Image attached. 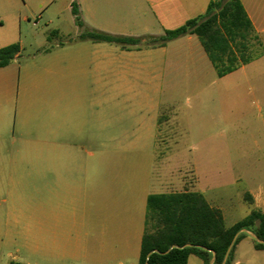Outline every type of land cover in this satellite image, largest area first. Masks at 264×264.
<instances>
[{
  "label": "rangeland",
  "instance_id": "1",
  "mask_svg": "<svg viewBox=\"0 0 264 264\" xmlns=\"http://www.w3.org/2000/svg\"><path fill=\"white\" fill-rule=\"evenodd\" d=\"M78 1L0 0V48L17 43L19 63L55 46L66 64L76 57L72 148L62 158L33 149L30 161L0 160V264H135L131 233L148 195L200 192L229 210L228 226L251 210L243 194L264 174V57L219 79L193 37L202 64H111L117 46L80 39L70 11ZM125 14L96 7L92 24ZM188 51L175 56L189 60ZM245 54L264 56V33L252 34ZM14 151L8 140L0 150Z\"/></svg>",
  "mask_w": 264,
  "mask_h": 264
},
{
  "label": "crops",
  "instance_id": "2",
  "mask_svg": "<svg viewBox=\"0 0 264 264\" xmlns=\"http://www.w3.org/2000/svg\"><path fill=\"white\" fill-rule=\"evenodd\" d=\"M209 2L210 0H79L77 9L84 27L89 30L114 36L142 38L162 36L166 30H173L183 25L187 20L202 15ZM240 2L251 21L254 32L256 34L264 33V8L255 6L253 0H240ZM96 7L101 11L103 9L105 14L118 11L126 12V14L125 17L120 15L116 21L106 20L103 25H100L101 27H94L92 21H95L94 10ZM193 37L195 36L186 35L166 43L163 47H144L140 43L129 47L110 44L117 48H111L112 51L107 60L111 64H202L204 58L200 50H198V56L201 63L192 57ZM199 46L201 47L200 43ZM55 49H58V46H55ZM55 49H45L38 54L40 60H37V56L33 55L26 63L17 61L20 57L19 51L8 66L0 68V119L5 121L4 129H6L4 132L0 130V150L6 140L16 150L14 153L3 154L0 152V160L18 157L25 162L27 159L30 161L33 149L53 152L57 158H62L66 146L72 148L65 142L66 101L76 102L74 89L76 79H74V73L70 67L71 64L76 66V57L68 59L71 64H66L65 56ZM179 50L181 52L189 50L190 59L187 60L179 55L175 56ZM204 55L208 60L205 53ZM262 57L264 56H260L252 62ZM228 75L221 78L216 75V77L222 79ZM67 84L71 86H67ZM75 107L76 104L73 105L71 112L75 110ZM9 116H11V126L7 130ZM258 164H260L259 161L256 165ZM256 172L259 175L260 169ZM260 177L257 184L250 186L244 193H248L252 197L253 204L249 205L251 209L264 211V174H261ZM182 192L192 191L183 190ZM209 196L213 197V195ZM205 200L210 205L206 198ZM210 206L219 210L225 225L229 210L220 207L217 202ZM237 222L225 226L230 227ZM141 224L140 228L131 233L136 258L135 264L138 263L141 239L146 230V214L144 218L142 217ZM193 257L196 256L188 257L187 264H196ZM199 261L198 264H202L200 259ZM233 264H264V251L255 250L249 237L243 238L234 248Z\"/></svg>",
  "mask_w": 264,
  "mask_h": 264
},
{
  "label": "trees",
  "instance_id": "3",
  "mask_svg": "<svg viewBox=\"0 0 264 264\" xmlns=\"http://www.w3.org/2000/svg\"><path fill=\"white\" fill-rule=\"evenodd\" d=\"M71 14L75 24L82 30L81 40L94 43L115 44L121 47L134 46L144 38L151 43L149 47H163L166 43L186 35H194L217 77L228 75L259 57L245 54L247 41L255 33L240 0H210L202 15L187 20L183 25L166 30L159 37H123L89 30L84 27L75 3H71ZM17 43L0 48V68L8 66L19 53ZM248 205L253 204L248 193L243 194ZM146 219L154 221V228L145 230L140 244L137 264H187L190 255H194L209 264H222L224 255L236 233L246 230L264 241V211L251 209L242 220L226 227L219 210L211 207L202 194L197 192H180L170 194H150L146 197ZM248 236L240 233L226 258L224 264H233V252L236 244ZM254 249L264 251V244L250 239ZM185 248H172L171 246ZM157 250L158 253H152Z\"/></svg>",
  "mask_w": 264,
  "mask_h": 264
},
{
  "label": "water",
  "instance_id": "4",
  "mask_svg": "<svg viewBox=\"0 0 264 264\" xmlns=\"http://www.w3.org/2000/svg\"><path fill=\"white\" fill-rule=\"evenodd\" d=\"M240 233H244V234H246L250 239L254 240L256 243L264 244V241L259 240V239H258L253 233H251V232H249V231H246V230H240L238 233H236V234L234 235V237H233V239H232V241H231V243H230V245H229V247H228V249H227V251H226V253H225V255H224V258H223V262H222V264L225 263L226 258H227L228 254H229V251H230V249H231V247H232V245H233V243H234L236 237H237ZM189 246H190L189 244L183 245V246H181V247H178V246H171L170 248H168V250H166V251H165L164 253H162V254L167 253V252H168L170 249H172V248H185V247H189ZM152 253H158V251H157V250H152V251H150V252L146 255V257H148V256H149L150 254H152ZM213 261H214V254L212 253V259H211V261H210L209 264H212ZM144 264H147V260L145 261Z\"/></svg>",
  "mask_w": 264,
  "mask_h": 264
}]
</instances>
